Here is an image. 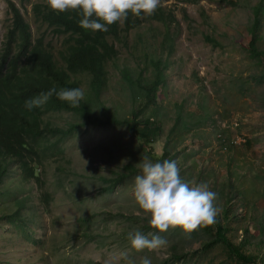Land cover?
Masks as SVG:
<instances>
[{
  "label": "rangeland",
  "instance_id": "rangeland-1",
  "mask_svg": "<svg viewBox=\"0 0 264 264\" xmlns=\"http://www.w3.org/2000/svg\"><path fill=\"white\" fill-rule=\"evenodd\" d=\"M12 1L33 37L44 34L58 59L63 37L36 22L31 12L42 0ZM259 2L160 0L163 17L143 14L126 35L108 37L117 56L107 64L106 86L93 113L102 120L131 119L144 105L141 88L156 80L160 61L164 84L157 106L141 118H153L162 133L146 146L120 123L94 127L77 113H45L42 121L49 129H75L60 141L49 133L36 142L38 181H24L10 161L0 185V264H140L144 256L152 264H264V17L261 55L250 50ZM10 23L7 2L0 0V51ZM75 79L85 100L90 77ZM144 156L175 161L182 180L207 183L217 194V221L247 259L217 239L216 229L211 235L200 227L191 233L152 228L150 213L133 195ZM136 230L163 237L167 246L133 249L128 234Z\"/></svg>",
  "mask_w": 264,
  "mask_h": 264
},
{
  "label": "trees",
  "instance_id": "trees-1",
  "mask_svg": "<svg viewBox=\"0 0 264 264\" xmlns=\"http://www.w3.org/2000/svg\"><path fill=\"white\" fill-rule=\"evenodd\" d=\"M6 2L11 23L0 51V185L4 183L11 162L20 167L24 181L29 179L38 181L35 166L40 165V156L34 149L36 142L49 133L57 134L60 137L57 141H60L75 129L74 127L65 131L49 129L43 125L42 121V116L47 112L77 113L81 115L86 125L94 127H106L119 123L126 125L132 136L138 137L146 146L158 140L162 133L161 127L157 122L152 121L153 118L142 119L141 117L148 107L157 106L158 92L161 84H164V71L160 61L155 63L156 80L146 83L141 88L145 103L142 108L133 112L131 119L118 121L113 116H109L106 120H102L93 113V105L100 103V96L106 86L107 64L117 56V51L114 45L109 43L108 37L118 40L120 33L126 35L130 30L138 27L143 13L138 17L129 12L127 18L122 21V30L119 28L118 21L107 26L106 32L92 31L80 27L79 21L82 15L79 10L61 13L53 11L48 6L47 0L34 3L31 7L34 20L45 25L53 35L63 37L62 48L58 51V59H56L49 44L44 41V34L34 38L30 25L24 19L20 8L12 0H6ZM160 9L158 7L152 16L163 17ZM263 17L264 0H260L255 7V20L251 28L250 50L254 56L261 55L258 45L261 41L260 30ZM205 39L211 44L218 45L211 36L206 35ZM171 46V44L168 45L169 48ZM79 74H87L90 77V83L89 92L86 93L85 100L80 101L78 107H72L68 102L61 101L53 95L41 107L33 108L31 111L25 108L26 100L37 97L41 92H47L53 87L57 90L80 88V82L75 79ZM182 114L183 107H179L178 120L180 121ZM169 144L170 141L166 143V146ZM54 149H57L56 145L49 150L54 152ZM57 153L62 154V150L58 149ZM167 157L168 154L165 152L162 159ZM125 170L129 172L132 168L126 167ZM13 217L6 218L11 220ZM200 228L211 235L216 229L217 239H221L235 254L247 259V256L237 250L226 237L227 228L218 222L217 218L214 224Z\"/></svg>",
  "mask_w": 264,
  "mask_h": 264
},
{
  "label": "clouds",
  "instance_id": "clouds-1",
  "mask_svg": "<svg viewBox=\"0 0 264 264\" xmlns=\"http://www.w3.org/2000/svg\"><path fill=\"white\" fill-rule=\"evenodd\" d=\"M48 6L56 12L79 10L82 19L80 27L92 31H108V27L123 21L131 12L152 15L160 6V0H47ZM56 95L61 101L78 107L84 98L80 88L57 90L55 87L41 92L37 97L24 102L27 110L41 107ZM141 174L135 177L133 195L136 203L146 213H150V225L159 232L179 227L191 233L201 226L216 222L218 208L214 201L217 194L209 190L207 183H190L182 180L175 161H153L144 156L139 163ZM131 247L137 251H155L167 246L168 241L154 233L139 230L129 232ZM124 255V254H121ZM107 264V262H106ZM140 264H152L150 257L144 256Z\"/></svg>",
  "mask_w": 264,
  "mask_h": 264
}]
</instances>
